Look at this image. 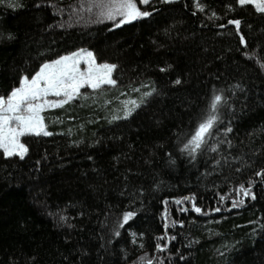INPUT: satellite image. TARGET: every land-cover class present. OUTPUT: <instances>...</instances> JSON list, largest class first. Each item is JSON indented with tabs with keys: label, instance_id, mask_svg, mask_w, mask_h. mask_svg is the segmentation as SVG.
Listing matches in <instances>:
<instances>
[{
	"label": "trees",
	"instance_id": "1",
	"mask_svg": "<svg viewBox=\"0 0 264 264\" xmlns=\"http://www.w3.org/2000/svg\"><path fill=\"white\" fill-rule=\"evenodd\" d=\"M89 6L0 0V96L80 49L116 66L44 110L23 159L0 151V264H264V12L152 0L115 27ZM216 95L213 135L183 150Z\"/></svg>",
	"mask_w": 264,
	"mask_h": 264
},
{
	"label": "snow or ice",
	"instance_id": "2",
	"mask_svg": "<svg viewBox=\"0 0 264 264\" xmlns=\"http://www.w3.org/2000/svg\"><path fill=\"white\" fill-rule=\"evenodd\" d=\"M138 3L147 4L149 0H90L88 10L99 9V16L108 20H115L117 16L122 17L123 19L116 25L119 27L121 23H129L149 15L147 11H141L137 7ZM239 3L254 4L258 12H264V0H239ZM231 23L239 27V21ZM83 56L87 57L88 67L85 71L79 68ZM115 67L108 64L97 65L91 52L73 53L50 63H44L30 78L21 77L19 86L15 87L7 97L0 96V150L6 157L18 155L23 159L27 148L20 142L21 137L26 134L52 135L45 129L43 123L44 117L41 113L45 108L63 107L80 95V89L85 86L94 90L101 89L102 85L115 86L116 81L111 76ZM49 96L63 97V99L50 101L47 99ZM221 100L220 95L213 98L210 111L198 123L183 150L194 153L207 143V138L213 135L219 119L217 113ZM228 131L231 129L229 128ZM233 206H236L235 203ZM195 211L199 213L200 209L196 208ZM131 215L128 213L124 216L125 222L131 218Z\"/></svg>",
	"mask_w": 264,
	"mask_h": 264
},
{
	"label": "rangeland",
	"instance_id": "3",
	"mask_svg": "<svg viewBox=\"0 0 264 264\" xmlns=\"http://www.w3.org/2000/svg\"><path fill=\"white\" fill-rule=\"evenodd\" d=\"M150 1H152V0H149V2ZM164 1H166V0H164ZM167 1H176V0H167ZM238 3H239V0H238ZM240 4V3H239ZM142 5H145V4H143V3H138L137 4V7L140 9V6H142ZM241 5V4H240ZM249 5H252L255 9H256V7L254 6V4H249ZM98 15H99V12H98ZM99 18L101 19V21L102 22H108V23H111L112 25H114L115 27H117L116 25H117V23H119V21L121 20V19H123L122 17H119V16H117L116 17V19L115 20H108V19H104L103 17H100L99 16ZM123 24H125V23H121L120 25H123ZM87 52H91V51H89V50H87V49H80V50H77V51H74V52H72V53H70V54H67V55H71V54H73V53H87ZM92 53V52H91ZM93 54V53H92ZM67 55H63V56H67ZM62 57V56H61ZM93 57H94V55H93ZM95 58V57H94ZM59 59V58H58ZM86 60H87V57L86 56H83L82 57V59H81V62H80V64H79V68H80V70L81 71H85V70H87V67H88V65H87V63H86ZM95 61H96V59H95ZM50 63V62H49ZM96 64L97 65H101V64H108V65H113V64H110V63H105V62H103V63H100V62H97L96 61ZM112 74H113V72L111 73V76H112ZM30 78V77H29ZM112 79H113V77H112ZM102 86H111V85H102ZM83 89H91V90H94V89H92V88H89V87H87V86H85L84 88H81L80 89V92L83 90ZM47 99L48 100H50V101H56V100H58V99H63V97H55V96H49V97H47ZM129 102H130V104H131V106L130 107H126V109L124 110V112L122 113V117L123 118H125V117H127L129 114V112L131 113V110H133L135 107H137L138 106V102L137 101H134V100H129ZM51 108H55V107H47V108H45V110H47V109H51ZM20 142L22 143V141H21V138H20ZM26 147V146H25ZM2 153H3V151L2 150H0ZM3 155H4V153H3ZM5 156V155H4ZM6 157V156H5Z\"/></svg>",
	"mask_w": 264,
	"mask_h": 264
}]
</instances>
